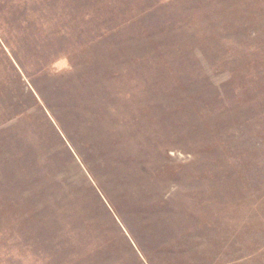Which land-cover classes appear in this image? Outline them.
Listing matches in <instances>:
<instances>
[{
	"label": "rangeland",
	"instance_id": "rangeland-1",
	"mask_svg": "<svg viewBox=\"0 0 264 264\" xmlns=\"http://www.w3.org/2000/svg\"><path fill=\"white\" fill-rule=\"evenodd\" d=\"M0 264H264V0H0Z\"/></svg>",
	"mask_w": 264,
	"mask_h": 264
}]
</instances>
